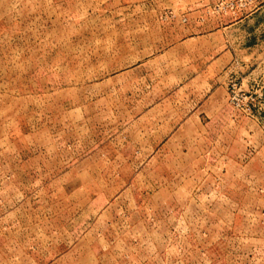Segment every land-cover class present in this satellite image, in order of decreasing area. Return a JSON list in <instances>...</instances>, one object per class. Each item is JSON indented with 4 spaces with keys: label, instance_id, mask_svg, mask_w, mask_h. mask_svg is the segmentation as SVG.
Instances as JSON below:
<instances>
[{
    "label": "rangeland",
    "instance_id": "obj_1",
    "mask_svg": "<svg viewBox=\"0 0 264 264\" xmlns=\"http://www.w3.org/2000/svg\"><path fill=\"white\" fill-rule=\"evenodd\" d=\"M0 264H264V0H0Z\"/></svg>",
    "mask_w": 264,
    "mask_h": 264
},
{
    "label": "crops",
    "instance_id": "obj_2",
    "mask_svg": "<svg viewBox=\"0 0 264 264\" xmlns=\"http://www.w3.org/2000/svg\"><path fill=\"white\" fill-rule=\"evenodd\" d=\"M180 31L183 30L177 27L171 29L168 34L162 36L161 42L160 39L152 37L150 32L146 33V39H140L139 36H137L139 35L138 33L134 35L130 40L131 45L133 47L145 48H141L140 50L137 48L136 51H133V55H137V58H135L137 65L133 66L131 71L140 70L141 66L156 63L157 61H166L175 65L177 62L179 63L182 57H186L188 58L186 65L189 63L192 65L196 62H203L207 69L210 68L213 75L212 77H216V75L220 73V63L224 61L227 63L226 65H228V63L233 60L234 52L229 48L220 55L217 30L215 31V29H212L205 34L197 36H192L191 34L186 35V33L182 35L183 33ZM188 47H190V49H188ZM197 52L200 53V55H198ZM203 67L201 66L200 69L196 71L195 75L198 76L197 79H202ZM171 75L173 76L172 78L177 77L175 71H172ZM183 83L185 82L178 81V83H175V86L179 87Z\"/></svg>",
    "mask_w": 264,
    "mask_h": 264
}]
</instances>
